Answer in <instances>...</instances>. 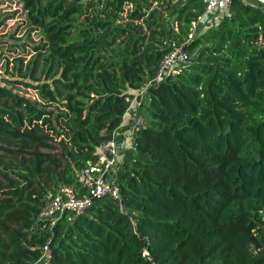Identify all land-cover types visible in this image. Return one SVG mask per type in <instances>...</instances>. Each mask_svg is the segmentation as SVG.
Here are the masks:
<instances>
[{
    "label": "trees",
    "instance_id": "obj_1",
    "mask_svg": "<svg viewBox=\"0 0 264 264\" xmlns=\"http://www.w3.org/2000/svg\"><path fill=\"white\" fill-rule=\"evenodd\" d=\"M21 2L9 35L31 54L0 74V264H264V8L232 0L188 41L204 0ZM174 44L192 58L148 86L120 196L41 217L62 185L88 192Z\"/></svg>",
    "mask_w": 264,
    "mask_h": 264
},
{
    "label": "built area",
    "instance_id": "obj_2",
    "mask_svg": "<svg viewBox=\"0 0 264 264\" xmlns=\"http://www.w3.org/2000/svg\"><path fill=\"white\" fill-rule=\"evenodd\" d=\"M204 1L206 4L205 11L197 18H194L191 31L187 38L188 41L204 30L200 28V21L203 19L205 13L211 14L216 12L222 15L232 2V0ZM248 1L264 8V0ZM191 58V55L183 44H174L164 56L157 74L147 81L146 87L137 90V95L133 99H135L138 94H145L150 84L161 81L169 72L179 71ZM129 109L130 106L128 110ZM117 129L112 138L102 142L98 150L97 161L85 169L82 174L84 185L88 187V192L81 195L73 186L62 185L58 191L46 201L40 213L41 217L53 218L61 215L66 209H73L79 214L84 212L92 204L95 196H120L121 190L116 180V175L119 163L123 159V140L121 141L119 139Z\"/></svg>",
    "mask_w": 264,
    "mask_h": 264
},
{
    "label": "rangeland",
    "instance_id": "obj_3",
    "mask_svg": "<svg viewBox=\"0 0 264 264\" xmlns=\"http://www.w3.org/2000/svg\"><path fill=\"white\" fill-rule=\"evenodd\" d=\"M25 17H26V12H25V9H24V6L21 0H0V41L8 42L6 46H2V45L0 46V74H3L4 76L5 75L8 76V73H6V68H7V63L9 61L11 62V64H9V70L12 69L11 66L13 62L11 60L13 59L15 55H20V54L26 55L25 61H27L28 58L30 57V54H31L29 52L30 48L27 45H24L26 49L24 53L22 46L20 45V41L18 43H15L14 39L9 35V32L11 31V29L19 21L23 20ZM206 29H204V31ZM18 35H21V34H18ZM5 40H8V41H5ZM25 40L26 39H23L22 42ZM3 82H5V78ZM15 85L18 87V90H20L21 92H24L25 94L31 95L33 97H37L35 90L24 87L23 85L19 83H16ZM134 92L137 94L136 90H134ZM146 98L147 97L145 94H140L138 97L133 99L130 105V110L133 108L138 109L139 113L137 117H138V121H140V124L144 121L143 118L146 113V108L144 105V100L147 101ZM139 125L137 123V126ZM137 126H135V128H137ZM119 139L122 141L121 138ZM132 141H133V137L128 142V146L131 145ZM126 145H122L123 150L125 149ZM0 179H2L1 173H0ZM36 264H40V263L37 262Z\"/></svg>",
    "mask_w": 264,
    "mask_h": 264
},
{
    "label": "crops",
    "instance_id": "obj_4",
    "mask_svg": "<svg viewBox=\"0 0 264 264\" xmlns=\"http://www.w3.org/2000/svg\"><path fill=\"white\" fill-rule=\"evenodd\" d=\"M220 16L221 14L216 12L211 14L205 13L203 19L200 21L201 30L214 25ZM138 113H139L138 109L135 108L131 110L129 109L124 117L123 123L117 129V134L119 138L123 140V145L127 144L126 146H128V142L135 135L137 128L140 126L139 125L140 121H138V117H137ZM136 122L138 123L139 126H137ZM135 126H137V128H135Z\"/></svg>",
    "mask_w": 264,
    "mask_h": 264
}]
</instances>
